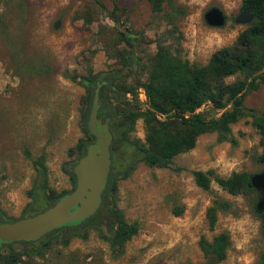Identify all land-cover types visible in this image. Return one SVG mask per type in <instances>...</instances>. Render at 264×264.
<instances>
[{
	"label": "rangeland",
	"instance_id": "rangeland-1",
	"mask_svg": "<svg viewBox=\"0 0 264 264\" xmlns=\"http://www.w3.org/2000/svg\"><path fill=\"white\" fill-rule=\"evenodd\" d=\"M112 1L0 0V212L8 219L26 216L22 208L35 177L34 161L43 164L46 186L55 195L72 188L61 168L75 161V145L85 140L80 114L87 92L81 77L89 71L119 70L127 53L108 18ZM240 2L161 0L154 11L150 0H117L137 62L129 77L115 82L130 84L134 71L143 81L157 43L191 64L205 65L213 52L231 45L245 28L235 22ZM211 8L222 12V26L205 23L204 14ZM236 79L241 76L224 82ZM242 104L264 114V81ZM258 131L251 117L242 118L230 125L235 145L216 142L214 132L204 133L190 151L172 159L170 168L139 162L128 178L117 181L116 207L127 223L138 224L121 256L111 257L107 244L89 231L85 240L73 238L66 246L52 239L35 263L202 264L199 237L226 232L230 247L219 264H264V213L256 216L253 197L228 195L213 181L204 191L191 177L196 170H211L221 178L260 172ZM127 139L143 142L141 119L133 122ZM124 156L125 150L119 149L115 162ZM213 199L227 203L228 209L217 213L209 231L204 214ZM175 208L181 209L179 216L172 214Z\"/></svg>",
	"mask_w": 264,
	"mask_h": 264
},
{
	"label": "trees",
	"instance_id": "trees-1",
	"mask_svg": "<svg viewBox=\"0 0 264 264\" xmlns=\"http://www.w3.org/2000/svg\"><path fill=\"white\" fill-rule=\"evenodd\" d=\"M150 3L154 11L159 10L161 0H150ZM123 12L124 9L119 8L117 0H113L108 18L114 24L118 42L127 48L122 67L109 73L91 74L89 71L87 77H81L87 92L80 114L81 131L85 140L75 145V160L92 142L89 140L91 136L85 124L91 105L90 91L95 88L96 83L105 82L99 89L97 117L103 115L112 119L123 116L131 127L136 119H141L144 129L143 142L130 141L127 135L121 132L113 136L110 146V170L98 209L85 220L69 223L46 233L39 248L47 247L48 239H54L60 245L66 246L71 239L85 240L89 231H94L97 237L107 244L111 257L121 256L125 243L137 233L138 224L127 223L116 207V182L128 178L139 162L147 167L170 168L172 159L190 151L197 137L204 133L214 132L217 135L216 142L227 141L235 145L234 139L229 137L230 125L242 118L251 117L259 128L258 145L262 151L257 157V162L264 168V114L254 113L242 104L245 95L257 90L264 81V0H241L239 12L252 14V20L231 45L213 52L205 65L191 64L173 55L162 43H157L155 52L148 61L145 79L142 81L134 71L135 76L128 85L115 82L129 77L137 62L133 54L132 37L124 27ZM235 75L241 76V79L232 83L224 82V79ZM69 79L75 81L76 76H70ZM138 90L143 92V103L138 98ZM119 149L125 150V156L115 162L114 156ZM72 162L64 164L61 168L70 180L71 190L75 186V177L71 171ZM33 165L35 177L25 192L28 201L22 208V214L27 216L46 209V201L53 204L71 191L55 195L46 186L43 164L34 161ZM249 176L248 173L234 172L221 178L211 170L191 171L193 183L199 189L207 191L213 181L228 195L252 196L254 206L259 193L251 188ZM227 209V203L219 199L211 201L204 214L209 231L214 229L217 213ZM263 213L256 216L262 218ZM172 214L179 216L181 209H172ZM197 246L204 261L202 264H219L226 257L230 239L226 232H219L210 239L199 237ZM35 253L41 252L38 250Z\"/></svg>",
	"mask_w": 264,
	"mask_h": 264
},
{
	"label": "water",
	"instance_id": "water-1",
	"mask_svg": "<svg viewBox=\"0 0 264 264\" xmlns=\"http://www.w3.org/2000/svg\"><path fill=\"white\" fill-rule=\"evenodd\" d=\"M252 18V14L240 13L235 22L248 24ZM204 21L210 27H220L224 16L220 10L211 8L205 12ZM53 27L56 28L57 23ZM104 84L105 82L96 83L95 88L90 91L91 105L85 127L92 142L72 163L74 188L39 213L0 224V242L37 240L56 228L89 218L98 209L111 164L112 134L108 130V120L103 122L97 117L99 89ZM249 184L259 193L254 210L261 213L264 210V168L250 174Z\"/></svg>",
	"mask_w": 264,
	"mask_h": 264
},
{
	"label": "flooded vegetation",
	"instance_id": "flooded-vegetation-1",
	"mask_svg": "<svg viewBox=\"0 0 264 264\" xmlns=\"http://www.w3.org/2000/svg\"><path fill=\"white\" fill-rule=\"evenodd\" d=\"M99 119H101L103 122L105 120H108L107 121L108 130L112 134V139L117 132H121L123 135L125 134L128 135L130 131L131 125L123 118V116H119L111 119L109 116L100 115ZM45 204H46V208L51 205L50 201H46ZM11 221L14 220L6 218V216L2 212H0V224ZM42 237L37 240H29V241H14L8 243L0 242V264H36L35 261H39L43 256L41 253L40 254L35 253V251L40 250L41 252L42 249H44L42 247L39 248V244H41L42 242ZM48 241L50 243L51 240L48 239L47 242Z\"/></svg>",
	"mask_w": 264,
	"mask_h": 264
},
{
	"label": "built area",
	"instance_id": "built-area-1",
	"mask_svg": "<svg viewBox=\"0 0 264 264\" xmlns=\"http://www.w3.org/2000/svg\"><path fill=\"white\" fill-rule=\"evenodd\" d=\"M138 98H139L141 103L144 102V95H143L142 90H138Z\"/></svg>",
	"mask_w": 264,
	"mask_h": 264
},
{
	"label": "crops",
	"instance_id": "crops-1",
	"mask_svg": "<svg viewBox=\"0 0 264 264\" xmlns=\"http://www.w3.org/2000/svg\"><path fill=\"white\" fill-rule=\"evenodd\" d=\"M25 203V202H24ZM25 205V204H24Z\"/></svg>",
	"mask_w": 264,
	"mask_h": 264
}]
</instances>
